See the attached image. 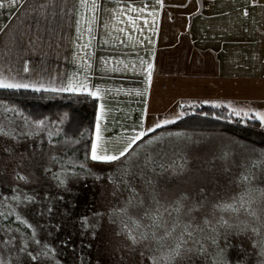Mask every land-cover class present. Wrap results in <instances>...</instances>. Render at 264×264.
Here are the masks:
<instances>
[{"label": "crops", "instance_id": "obj_1", "mask_svg": "<svg viewBox=\"0 0 264 264\" xmlns=\"http://www.w3.org/2000/svg\"><path fill=\"white\" fill-rule=\"evenodd\" d=\"M95 3L0 0V79L95 100L92 144L99 124L109 147L203 105H260L264 115V0Z\"/></svg>", "mask_w": 264, "mask_h": 264}, {"label": "rangeland", "instance_id": "obj_2", "mask_svg": "<svg viewBox=\"0 0 264 264\" xmlns=\"http://www.w3.org/2000/svg\"><path fill=\"white\" fill-rule=\"evenodd\" d=\"M230 109L245 122L252 117L264 121L260 105L250 104L241 107L235 105ZM16 111L18 110L15 107L0 101V126L15 136V139L11 136H0V184L8 188L19 187L23 191L22 194L50 193L56 189L66 192L69 190L70 193L69 188L75 191L79 188L80 192L87 191L91 195L92 204L86 205L91 207V210L85 206L93 217L91 232L87 230L79 235L87 244V253L93 254L97 263H61L64 254L56 252L49 260L51 263L44 264H153L152 257H159L162 254V251L158 250V245L151 240L133 244L128 237L127 233L133 227V220H138L141 225L133 233L137 237L140 232L146 230L150 221L141 218L143 208L132 206L128 207L127 212L121 211L127 206L126 202L130 196L126 190L128 184L124 181L130 182L135 188L145 207L151 205L150 192L153 187L158 192L161 203L168 206L169 211H172L174 201L181 196H187L179 213L173 211L172 216H168L167 213L164 215L169 230L177 222L181 225L172 234L173 237L180 235L184 224L191 222L194 226L203 227L205 219L211 221V226L223 233L224 229L218 224L223 217L233 226L229 229L227 237L231 245L227 250L228 259L233 264L237 259H246V264H260L259 248L253 245L264 239V193L252 191L246 197L248 201L246 207L249 211L224 212L216 209L214 205L220 201H231L232 197L244 191L245 185L240 182V177L251 169L253 163L260 167L252 169L256 173V179L250 187L264 189V164L261 163L264 162V149L227 134L199 132L194 134L195 136H182L178 140L158 139L139 149L136 148L127 159L118 163L98 164L91 160L85 164L89 169L87 172L73 175L76 169L68 168L61 160L63 153L76 140L55 141V138L62 136L61 124H64L65 118L57 120L56 124L48 121L41 124L26 119ZM192 112H187L186 116ZM226 115L233 118L228 112ZM146 157H151L157 164L169 166L173 162L177 165L184 164V170L176 174L178 169L170 167L168 171H163L157 164L144 168ZM78 163L82 162L75 161L74 165ZM152 168H156V171L153 172ZM125 169L129 170L128 175L124 174ZM148 178L153 181L152 185L145 183ZM201 201L202 206L188 211L193 202L199 204ZM252 212L255 213L254 216L250 214ZM125 224L128 225L127 229L124 227ZM252 228H258L260 235H254ZM1 233L3 234L2 231ZM162 234L163 230H158V235ZM90 235L92 244L89 242L90 239L86 240ZM197 235L202 238L204 234ZM171 242L172 238H169L168 243ZM203 242L209 254L207 260L203 256H194L191 259L186 257L178 260L176 264H212L211 257L215 254L216 248L209 241ZM223 244L224 240L221 238L220 245ZM25 250L30 251L31 248L27 247ZM68 253L70 254V251ZM59 258L62 259L60 263ZM7 260V254L0 255V262ZM31 260V257L19 255L9 264H38L31 263Z\"/></svg>", "mask_w": 264, "mask_h": 264}, {"label": "trees", "instance_id": "obj_3", "mask_svg": "<svg viewBox=\"0 0 264 264\" xmlns=\"http://www.w3.org/2000/svg\"><path fill=\"white\" fill-rule=\"evenodd\" d=\"M0 101L15 107L17 113L34 123L48 121L56 124L57 120L65 118L64 124H61L62 136L55 138V141H76L63 153L62 164L70 169L74 167L76 170L73 175L89 170L85 164L91 162L95 100L87 96L60 97L50 92L0 89ZM227 112L233 118L228 117ZM66 114L68 117H63ZM164 132L223 133L264 149V123L255 117L245 122L226 107H197L178 122L150 133L146 140ZM75 161L82 163L74 165ZM69 189L70 193L69 190L56 189L50 193L22 194L19 187L8 188L0 184V232H3L0 234V255L8 256L7 261L0 263L9 264L15 256H27L26 252L37 256L31 263H51L49 260L56 252L64 254L63 262L59 258V263H97L95 256L87 253V244L79 235L92 228L91 207L86 206L92 204L91 195L87 191L80 192L79 188L77 191ZM85 206L90 209L87 210ZM87 239L92 244L91 235ZM27 247L31 250H25ZM42 251L47 252V255H40Z\"/></svg>", "mask_w": 264, "mask_h": 264}, {"label": "snow or ice", "instance_id": "obj_4", "mask_svg": "<svg viewBox=\"0 0 264 264\" xmlns=\"http://www.w3.org/2000/svg\"><path fill=\"white\" fill-rule=\"evenodd\" d=\"M83 4L87 3V0H82ZM95 0H92L90 11H94L96 8ZM247 13H245L246 15ZM134 26V25H133ZM91 31V29H88ZM149 68V77L151 74V65H148ZM28 84H21V83H9L4 79H0V88H7V89H19V88H28ZM39 90V89H36ZM56 89H53L55 91ZM63 90H72L71 84L69 85L68 89H60ZM99 92V89H97ZM92 95H96L97 93H90ZM103 111V109H102ZM175 121L165 120L163 124L174 123ZM42 124V122H40ZM39 127V124L37 125ZM163 125L157 123L154 128H150L147 132L138 133L136 136L132 137H122L118 141L114 142L111 147L108 146V142L104 141V138L101 134L100 125L97 124L96 126V142L91 145V154L90 158L93 161L103 162V163H112L121 158L127 159L129 154L134 150L133 146H139L138 141H141L148 135L149 132H154L156 128H160ZM0 136H11V138L15 139V136L7 132L3 126H0ZM146 144L152 143L151 140H145ZM264 164V162H261ZM152 164H157L151 157H146L143 167L148 168ZM83 167V165H81ZM157 167L162 169L163 171H168L169 168L178 169L179 171L176 174L183 172L184 164L177 165L173 162L172 165H165L163 163L157 164ZM260 165L253 163L251 169H249L245 174L240 177V182L245 185V189L242 193L238 196L232 197L231 201H220L217 202L214 207L219 211L224 212H231V213H239L241 210L249 211L246 207L248 203L246 197L252 191H261L264 193V189H253L250 187L253 181L256 179V173L252 171V169L258 168ZM153 172L156 171V168L151 169ZM124 174L128 175L129 170L125 169ZM19 179H24V177H19ZM63 183V181H61ZM124 183L128 184V188L126 189L129 191L130 196L128 201L126 202V207L122 209V212H127L128 207H140L143 208L142 219H147L150 221V224L147 225L146 230L139 233V237L134 235L133 233L140 228V222L138 220H133L132 224L133 227L131 230L128 231V237L132 241L133 244L142 241H149L151 240L153 243L158 245V250L162 251V254L159 257H152L153 264H176V262L180 259L189 258L196 256H203L205 260L209 258V254L207 252V248L205 247V243L203 241H209L212 246L216 248L215 254L211 257L212 264H233L227 257V250L231 245L228 242V231L233 226L228 223L227 220L220 218L218 221L219 227L224 229L223 233H220L217 228L211 226V221L205 219L203 221V227L199 225H195L193 223L184 224L181 228L180 235L178 237H173V233L176 231L178 227H181L179 222L173 224L171 229L167 227V221L164 219L165 213L168 216H172V212L175 211L179 213L182 208L184 207L183 202L187 199V196H181L179 199L174 201V207L172 211H169V207L165 206L161 203L160 199L158 198V192L153 187L150 192L151 197V205L148 207L144 206V201L142 198H139V193L136 192L135 188L131 186L130 182L124 181ZM145 183L147 185H152L153 181L151 178H148ZM18 199V198H17ZM29 200L31 198H28ZM203 201L199 204L193 202L188 211L191 212L200 206H202ZM251 215H255L254 212L250 213ZM131 219V217H130ZM124 227L127 229L128 225L125 224ZM238 227V226H237ZM147 229H151L149 232ZM163 230L162 235H158V230ZM253 234L256 236L260 235V230L258 228L251 229ZM243 231V230H242ZM198 233H203V237H198ZM35 235V233H33ZM169 238H172L171 243H168ZM223 238L224 244L223 246L220 245V239ZM39 243V241H37ZM46 247V246H45ZM253 247L259 248V256L260 264H264V239L254 243ZM23 251V249L21 250ZM243 251V250H242ZM26 255L31 257L32 260H36L37 256L33 255L30 252H26ZM40 255H47V252H41ZM247 253H245V257ZM235 264H246V259H237Z\"/></svg>", "mask_w": 264, "mask_h": 264}]
</instances>
